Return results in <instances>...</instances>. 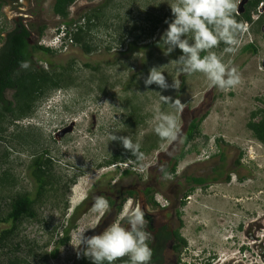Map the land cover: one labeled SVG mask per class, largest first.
Returning a JSON list of instances; mask_svg holds the SVG:
<instances>
[{"label": "rangeland", "instance_id": "1", "mask_svg": "<svg viewBox=\"0 0 264 264\" xmlns=\"http://www.w3.org/2000/svg\"><path fill=\"white\" fill-rule=\"evenodd\" d=\"M106 2L76 0L69 7L67 21L81 23L84 15L102 8L89 35L94 48L91 53H85L73 43L63 53L34 54L38 67L46 70L51 67L49 64L71 65L73 83L43 96L30 116L4 123L6 130L0 135V178L6 175L11 183H0V218L6 215L13 196L35 193L28 167L36 153L47 150L52 169L49 183L36 205L37 219H25L18 224L7 245L0 247V264L14 257L27 264H77L83 257V246L78 257L73 244L81 229L94 228L85 235L100 233L119 219L128 201L142 206L146 185L164 203L162 196L167 195V189L174 183L160 177L162 165H167L181 151L191 119L205 113L199 133L176 166L175 180L183 176L212 177V168L220 163L215 157L216 140H220L226 151L227 169L232 168L238 150L243 152L248 167L242 173L249 175L248 180L238 181L232 173L227 183H210L206 189L199 186L179 206L178 219L174 218L172 209L161 212L147 207L159 225L169 223L179 228L186 240V247L178 256L179 264H223L219 262L221 259H231L235 264H264V145L246 128L249 115L264 106V67L261 66L264 34L258 32L263 21L249 24L248 30L239 34L235 53H224L223 44L212 50L240 73L238 86L222 90L212 86L202 73L182 75L175 63L179 49L164 55L161 35L168 27L165 20L172 18L170 4L177 0ZM53 3L54 0L3 3L1 35L5 37L21 23L33 37L42 25L45 26L42 35L51 36L56 27L65 26L53 14ZM131 30L134 34L152 32V39L132 45L131 36L126 35L120 43L121 35ZM250 40L255 43L256 53L242 48ZM152 67L164 72L169 84L178 81V89L161 90L155 84L145 88L143 80ZM11 94L7 92L6 98L10 99ZM161 94L179 99L182 110L177 112L171 103L165 104ZM161 112L177 115L180 140L162 141L155 134ZM113 131L138 143L144 153L143 160L137 161L119 141H110ZM115 155H123L125 161L117 167L106 166L105 162ZM124 170L131 173L120 176ZM110 183L114 189H110ZM119 189H131L135 196H124L126 199L117 214L115 207L124 198ZM97 196H110L114 205L107 211L97 210L94 207ZM251 221L260 227L253 233L248 229ZM7 228L10 223H0V232ZM65 234L70 237L69 244L59 247L56 257H51L50 253ZM252 234L257 236V241L251 246ZM167 256L170 258V253Z\"/></svg>", "mask_w": 264, "mask_h": 264}, {"label": "clouds", "instance_id": "2", "mask_svg": "<svg viewBox=\"0 0 264 264\" xmlns=\"http://www.w3.org/2000/svg\"><path fill=\"white\" fill-rule=\"evenodd\" d=\"M170 8L172 18L165 20L168 27L162 33L160 42L164 45L165 56L177 49L180 50L175 59L177 70L182 75L202 73L212 86L222 90L238 86L241 77L237 67L227 66L222 57L212 51L220 44L225 46L223 52L226 54L238 50V37L246 30V25L237 19V0H177L170 4ZM62 27L66 29L65 26ZM67 34V29L64 34L60 27H56L51 36H38L42 37L38 40V45H41L39 42L43 40L50 44L47 48L58 52L59 47L51 44L59 38L62 46L67 42ZM30 66L31 62L27 59L19 62L20 69L27 70ZM157 69L158 67H152L149 70L143 80L145 88L155 84L161 90L169 87L178 89V81L173 80L172 84H169L164 72ZM161 99L165 104L171 103L177 112L182 110L183 105L179 99L162 94ZM154 131L162 141L180 140L181 128L177 115L172 112H161L157 116ZM110 141H119L123 149L130 152L137 161L143 160L144 153L140 150V145L134 143L128 136H118L113 131L110 133ZM161 171L163 172V168ZM94 207L107 211L110 205L106 198L97 196ZM150 212L151 209L142 208L140 203L133 204L132 201H128L119 219L102 232L85 235L86 231L94 228L81 229L77 242L73 244L78 250L77 256L81 255L79 249L83 246L82 254L91 260L92 264H116L119 258L125 256L128 258L126 264H151L153 250L148 243L146 232L148 221L145 218L146 213Z\"/></svg>", "mask_w": 264, "mask_h": 264}, {"label": "trees", "instance_id": "3", "mask_svg": "<svg viewBox=\"0 0 264 264\" xmlns=\"http://www.w3.org/2000/svg\"><path fill=\"white\" fill-rule=\"evenodd\" d=\"M76 0H54L52 6V12L54 15L58 16L63 20V23L71 36L72 43L80 46V48L85 53H91L93 51V45L91 44L90 31L95 25V20L99 19L100 8L84 15L83 22L79 20L72 21L71 19L67 21L69 17V7ZM261 0H250L245 6V13L241 16L237 15L238 21L244 23L245 21L251 20V13L255 11ZM5 3L0 0V14L1 6ZM108 3V0L107 2ZM17 25V24H16ZM15 26L12 31L7 33L6 37H3L0 32V135L5 132V122L8 124L16 122L22 118L31 115L34 109V105L37 101L41 100L43 96L50 93L51 91L60 90L64 87L69 86L73 83L71 77L72 67L64 66H54L49 69H44L38 67V61H32L31 56L35 52H42L44 54L58 53L50 48L34 45L30 47L28 44V38L30 36L29 30L21 24ZM74 29H73V28ZM135 29V28H134ZM45 30V26L42 25L38 28V35L42 36ZM136 30V29H135ZM2 31V29L0 30ZM126 35H130L132 40L131 44L141 43L145 40L152 39V32L150 33H138L134 34L131 30L126 34H122L120 37V43H123ZM110 48L107 47V50ZM245 52L255 53L256 50L252 46H245L243 48ZM23 59H27L31 62L29 69L24 70L19 68V62ZM86 67H90L86 65ZM92 69H95L94 67ZM11 91L10 99L6 98V93ZM260 115L261 120L259 122L250 121L248 127L252 130L254 137L259 141L264 143V108L252 112V117ZM207 113L203 114L198 118H193L189 122L186 133L183 139V147L179 154L174 158V164L172 171L175 170L176 165L181 159L187 154L188 150L186 147L194 139V137L200 131V125L206 118ZM1 138V136H0ZM220 140H216V147L219 149ZM220 150V149H219ZM131 155V154H130ZM133 157V156H132ZM221 162L226 158L223 153L220 156ZM125 158L123 155H115L110 160L105 162L106 166L116 165L118 163H123ZM29 176L35 185V193L31 194L28 192L19 193L13 196L8 204V211L5 216L0 218V223H10V228L1 230L0 232V247L7 245L9 239L13 236L18 224L23 220H34L37 219L36 205L40 201L43 191L49 183L50 172L52 169V162L48 156V151L44 150L40 153H36L33 156L29 164ZM171 171V172H172ZM131 172L129 170H124L121 172L120 176H128ZM187 181L194 182L196 184H201L207 182L209 178H191L186 176ZM11 180L5 175L0 178V183H11ZM74 181V180H73ZM200 185V186H201ZM203 187V186H202ZM193 192V191H191ZM191 192L184 195L187 197ZM148 193V192H146ZM133 193H128V198H131ZM111 208L114 205L113 200L105 197ZM126 198H124L121 203L116 207L117 214L121 211L122 205ZM152 204L155 202L150 198ZM181 205H184V201ZM178 217H180V212L178 211ZM74 217L72 216L73 220ZM66 232V231H65ZM175 238L177 242L174 250L179 254L183 248L186 247V240L180 235L179 229L171 235L168 234V238ZM70 237L65 234L57 242L56 247L53 252L50 253L51 257L55 258L59 247L66 246L69 244ZM127 257L119 258L116 264H126ZM4 264H27L24 260L17 257L9 258ZM77 264H92L91 260L86 257H82Z\"/></svg>", "mask_w": 264, "mask_h": 264}, {"label": "flooded vegetation", "instance_id": "4", "mask_svg": "<svg viewBox=\"0 0 264 264\" xmlns=\"http://www.w3.org/2000/svg\"><path fill=\"white\" fill-rule=\"evenodd\" d=\"M3 1L8 5H12V4L15 5L16 1L18 2L19 0H3ZM249 1L250 0H240V2L238 3V16H241L242 14L245 13V6L249 3ZM262 21H263V23L260 25V29H258V32H260L263 35L264 34V32H263V28H264V0H261V2L258 4L256 10L252 11L251 20L245 21L244 23H245L246 28L248 30L249 24H251V26L252 25H258ZM15 26H19L18 23ZM6 36H7V34L5 35V37ZM37 36L33 37L32 34H30V36L28 38V44L30 47H33L34 45H38V37ZM245 46H252L253 48H255V50L257 52V48H256L253 40H250V42L245 44ZM245 46H243L242 48H244ZM35 53H38V52H35ZM35 53H33V55L31 56V60L34 62L36 61L34 59ZM40 53H42V52H40ZM263 61H264V59L261 60V66L262 67H264ZM263 108H264V106H263ZM259 120H261L260 115H256V116L252 117V113H251L249 115V120L246 124V128L255 140H257L258 142H260L261 144L264 145V143L259 141L256 137H254L252 130L248 127V123L250 121L257 123V122H259ZM219 149L216 152L215 157H218V159L220 160V163L216 167L212 168V170H211L213 173L212 177H210L207 182L202 183V185L200 184L201 187L203 186V188L206 189L208 184H210V183L212 184L215 182L227 183L229 181L230 175L232 173L235 174L238 181L243 182L244 180H248L249 175H244L242 173V170H247V167H248L244 163L243 152L240 149L238 150L237 156L233 162L232 168L227 169L226 164H225L226 159L223 162H221V159H220V156L222 153H223V155H225V158H226V151L221 146L219 147ZM174 158H173V160L168 161L167 165L165 163L162 165L163 172L161 171L160 177H163V178L166 177L167 180H169L171 183H174L173 185H171V187H169L167 189V195L168 196L167 195L162 196V201H164V203H161V201L155 197L156 196L154 194L155 190L153 188H151L149 185H146L143 189V193H144L145 198H144V201L142 204V208L148 209V207H150L151 209H156V210L161 211V212H167L169 209H172L174 218L178 219L179 218L178 217V211L180 212L179 206L182 204L183 201H185V198H187V197H184V195L188 192L194 191L200 185L196 184L194 182L187 181L185 179L186 176H183L182 178L175 180L176 178H178V176L176 174V168L174 171H172V167L174 164ZM207 160H211V158H208ZM159 162L161 163V161H159ZM188 177L199 178V177H195V176H188ZM202 179H206V178L202 177ZM173 180H175V181H173ZM109 187H110V189H114L113 188L114 186L111 183L109 184ZM130 192L133 193V196L131 198H134L135 192H133L131 189H127L124 191L122 189L121 190L119 189V191H118V193L121 194L122 197L127 196V194ZM146 192H148V193H146ZM107 198L111 199L110 196H107ZM124 198H121L120 202L116 205V207L121 203V201ZM150 198L155 202V204L151 203ZM175 205L177 208L175 207ZM116 207H115V209H116ZM154 217L155 216L153 214H151V212L146 213V217H145L146 220L148 221V223L146 225V232L148 234V243L153 250L151 264H179V262H178L179 257L178 256L180 253L178 254L174 250L177 242L175 241L174 236L171 237L170 239L168 238V234L173 235L176 232V230H178L179 228L173 227V226L169 225V223H162L159 225L155 221ZM258 228H260V227L256 221H251L250 224H248V229L252 233L254 230H256ZM250 238L252 239V243H251V246H252L256 243L257 236L252 234V235H250ZM167 253H170V255H171L170 258L167 256ZM229 261L227 263H223V264H235V262H233V261L229 262ZM236 264H238V263L236 262Z\"/></svg>", "mask_w": 264, "mask_h": 264}, {"label": "built area", "instance_id": "5", "mask_svg": "<svg viewBox=\"0 0 264 264\" xmlns=\"http://www.w3.org/2000/svg\"><path fill=\"white\" fill-rule=\"evenodd\" d=\"M60 30H63L64 34H66V29L63 28V27H60ZM39 44L41 45H44V46H48L50 44H46L43 40L39 42ZM73 43H72V39H71V36L70 34L68 33L67 34V42L65 44H63L61 46V43H60V39L59 38H56L55 41L52 42V46H55V47H59L58 48V53H63L65 51H67V49L69 48V46H71ZM51 47V46H50ZM120 164H118L119 166ZM116 167V166H115Z\"/></svg>", "mask_w": 264, "mask_h": 264}, {"label": "bare ground", "instance_id": "6", "mask_svg": "<svg viewBox=\"0 0 264 264\" xmlns=\"http://www.w3.org/2000/svg\"><path fill=\"white\" fill-rule=\"evenodd\" d=\"M221 260H222V259H221ZM221 260H220L219 262H224V263H226V262L229 261V260L231 261V259H228L227 261H225V260H222V261H221Z\"/></svg>", "mask_w": 264, "mask_h": 264}, {"label": "water", "instance_id": "7", "mask_svg": "<svg viewBox=\"0 0 264 264\" xmlns=\"http://www.w3.org/2000/svg\"><path fill=\"white\" fill-rule=\"evenodd\" d=\"M263 32H264V28H263ZM263 66H264V61H263Z\"/></svg>", "mask_w": 264, "mask_h": 264}]
</instances>
